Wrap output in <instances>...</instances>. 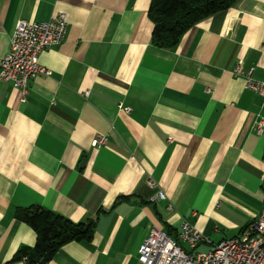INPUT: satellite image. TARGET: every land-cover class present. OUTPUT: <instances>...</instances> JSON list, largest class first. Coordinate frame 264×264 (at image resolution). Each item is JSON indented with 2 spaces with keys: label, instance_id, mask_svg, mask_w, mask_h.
<instances>
[{
  "label": "crops",
  "instance_id": "1",
  "mask_svg": "<svg viewBox=\"0 0 264 264\" xmlns=\"http://www.w3.org/2000/svg\"><path fill=\"white\" fill-rule=\"evenodd\" d=\"M150 4L0 0V66L19 20L69 23L39 58L52 75L31 80L24 101L0 82V264H27L16 256L37 234L16 213L32 206L96 221L90 241L46 264H140L152 228L178 239L186 220L207 252L259 217L264 98L234 69L264 81V0H239L173 49L152 44ZM98 136L107 142L94 147ZM158 192L166 199L152 202Z\"/></svg>",
  "mask_w": 264,
  "mask_h": 264
},
{
  "label": "built area",
  "instance_id": "2",
  "mask_svg": "<svg viewBox=\"0 0 264 264\" xmlns=\"http://www.w3.org/2000/svg\"><path fill=\"white\" fill-rule=\"evenodd\" d=\"M68 26L65 13L42 22L19 20L11 38L10 50L1 61L0 82L12 83L21 91L24 101L31 80L40 75H52L40 64L39 58L45 50L63 44ZM234 73L245 77L246 89L264 98V81H257L251 73L244 72L240 64ZM88 95L89 92H85V96ZM123 109L127 113L131 111L130 108ZM254 129L258 134H263L264 120H258ZM106 142L104 136H98L92 145L98 147ZM164 199L166 195L158 192L151 201ZM202 243L209 241L187 220L181 225L178 239L154 227L138 250V261L140 264H264V204L259 217L245 227L239 236L223 240L207 252L198 251Z\"/></svg>",
  "mask_w": 264,
  "mask_h": 264
},
{
  "label": "trees",
  "instance_id": "3",
  "mask_svg": "<svg viewBox=\"0 0 264 264\" xmlns=\"http://www.w3.org/2000/svg\"><path fill=\"white\" fill-rule=\"evenodd\" d=\"M239 0H151L148 15L154 28L152 44L175 48L182 36L200 21L228 9ZM16 218L29 224L37 234L33 248H24L16 256L27 264H46L61 247L70 242L90 241L96 221L74 223L41 206L19 209Z\"/></svg>",
  "mask_w": 264,
  "mask_h": 264
},
{
  "label": "water",
  "instance_id": "4",
  "mask_svg": "<svg viewBox=\"0 0 264 264\" xmlns=\"http://www.w3.org/2000/svg\"><path fill=\"white\" fill-rule=\"evenodd\" d=\"M85 162L82 163V166L84 165Z\"/></svg>",
  "mask_w": 264,
  "mask_h": 264
}]
</instances>
